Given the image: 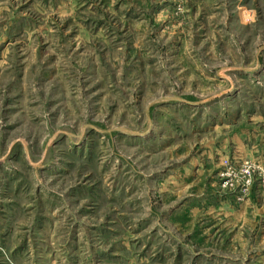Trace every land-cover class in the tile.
<instances>
[{
    "label": "rangeland",
    "instance_id": "obj_1",
    "mask_svg": "<svg viewBox=\"0 0 264 264\" xmlns=\"http://www.w3.org/2000/svg\"><path fill=\"white\" fill-rule=\"evenodd\" d=\"M0 264H264V0H0Z\"/></svg>",
    "mask_w": 264,
    "mask_h": 264
}]
</instances>
